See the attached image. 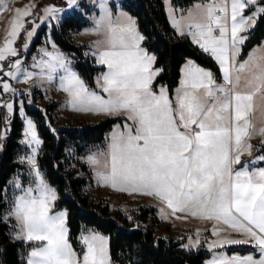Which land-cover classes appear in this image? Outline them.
Segmentation results:
<instances>
[{
  "label": "snow or ice",
  "instance_id": "snow-or-ice-1",
  "mask_svg": "<svg viewBox=\"0 0 264 264\" xmlns=\"http://www.w3.org/2000/svg\"><path fill=\"white\" fill-rule=\"evenodd\" d=\"M249 2L255 7V0H213L206 5L197 4L199 13L193 15L190 10L188 18H175L170 13L178 31L183 33L186 27L193 41L215 57L226 82L217 84L211 71L189 61L175 102L165 88L159 93L153 91L152 80L161 69L153 68L154 55L140 46L144 37L136 31L132 18L123 14L114 18L103 0L101 14L90 30L105 32V39L97 41V45L106 46L93 55L98 57V63L107 66L97 78L107 96L90 90L59 51L42 48L33 56L30 67L22 65L15 42L24 30L23 47L27 49L37 21L24 18L37 15L32 12L35 4L14 8L0 43V73L9 78H0V94L17 92L10 80L31 81L37 77L41 84L56 83L68 93V104L73 109L97 113L123 111L133 121L132 125L125 123V131L114 132L107 170L97 173L100 182L127 192L154 195L167 205L171 215L178 211L189 212L201 219L222 222L246 238L221 237L209 242V249L250 243L260 252L258 258L251 253L229 256L221 252L205 264H264V167L251 170L247 165L240 169L232 167L240 161L242 152H251L252 145L246 139L252 135L248 114L254 94L264 89V65H255L258 70L248 81L251 90L238 91L227 86L233 84L234 69L237 83L239 73L250 70L249 61L238 65L234 62L239 51L238 41L244 39L238 32L249 26L248 21L255 23L257 13H264L261 6L244 16L243 10ZM74 4L76 0H67L68 7ZM62 11L55 4L47 5L41 19L56 17ZM27 23L33 27L25 29ZM10 57L15 59L6 65L4 62ZM249 59H253L251 54ZM0 104L9 113L14 111L11 99ZM19 110L23 114L22 103ZM26 124L24 131L30 134L28 143L33 147L31 154L21 159L30 162L35 179L24 187L16 178L15 186L21 191L5 219L8 216L17 219L20 230L15 236L40 242L31 248L27 264H110L106 236L82 232L79 239L83 248L82 253H78L67 238L66 211H50L56 193L36 166L35 153L41 139L35 123L27 119ZM258 131L264 135V127ZM257 158L264 160V156ZM88 160L98 162L94 155ZM161 212L164 213L163 208ZM227 228L214 226L212 234L217 236ZM189 239L191 242L192 238ZM195 243H199L198 238Z\"/></svg>",
  "mask_w": 264,
  "mask_h": 264
},
{
  "label": "trees",
  "instance_id": "trees-1",
  "mask_svg": "<svg viewBox=\"0 0 264 264\" xmlns=\"http://www.w3.org/2000/svg\"><path fill=\"white\" fill-rule=\"evenodd\" d=\"M177 12H183L202 0H171ZM264 6V0L260 2ZM123 10L136 19L143 39V47L155 56V68L161 69L153 83L154 90L166 87L173 96L179 85L181 68L189 59L200 66L218 73L215 61L200 51L187 36H179L168 21L164 0H124ZM90 26L85 14L74 12L63 23L54 28L53 39L57 46L74 56V65L79 74L91 87L95 76L103 70L95 66L88 44L75 45L71 41L75 32ZM47 28L44 27L33 42L32 52L43 43ZM264 40V13L251 30L244 44L242 56H246ZM55 111L56 105L52 106ZM28 115L35 120L43 141L38 156V165L47 181L56 188L57 210L67 212L70 240L77 246L82 231L95 230L108 235L110 260L113 264H205L210 253L204 249L186 251L173 237H159L157 227L161 223L156 208L140 207L135 215L136 228L124 219L121 212H111L109 204L97 198L87 187L91 183L87 166L70 168L73 158L105 148L108 134L115 124L125 123V118H106L87 125H64L53 131L55 119L37 108L28 109ZM10 133L0 153V264H27L30 250L36 243L17 240L11 235V223L3 218L13 206L14 195L10 196V180L19 169L26 171L17 159L20 155V140L23 124L15 115L10 123ZM259 152H264V145ZM80 172L85 174L80 176ZM252 249L233 247L229 252H252Z\"/></svg>",
  "mask_w": 264,
  "mask_h": 264
},
{
  "label": "rangeland",
  "instance_id": "rangeland-1",
  "mask_svg": "<svg viewBox=\"0 0 264 264\" xmlns=\"http://www.w3.org/2000/svg\"><path fill=\"white\" fill-rule=\"evenodd\" d=\"M262 0H255V7H253L252 3L249 2L248 6L243 10L244 16H249L252 14V12H255L257 8L261 7L260 2ZM101 2L102 0H76V4L72 5L71 7L67 6V0H0V43H2L6 30L9 26L10 20L12 16L14 15V8L15 7H24L28 4H35V7L32 9V12L37 14L35 17H25V20L31 21V19L35 18L37 21L35 31L28 40V47L25 49L23 47V44L26 39V34L24 30H21V33L18 37V39L15 42V46L18 49V55L22 58V65L25 67H30L33 64V56H36L40 53V50L42 48H47L49 50H56L64 54V56L68 59L70 62V67L74 72L78 74V76L84 81V83L88 86L90 90H95L97 92H100L102 95L107 96L106 93H103L102 89L99 87L97 83V78L100 77V74L105 72L107 70V66L103 65L101 63H98V57L93 55V53L98 52L102 46L106 45H97V41H103L105 39V32L102 29L99 32L91 31L95 25H96V19L101 14ZM124 0H103V3L106 4L108 10L112 13V16L114 18L123 15H126L127 17H131L134 24L136 31H139L136 19L131 16L129 13H127L125 10H123ZM213 2V0H202L200 2H196L193 4L194 6L190 7L186 11L180 12L179 14L176 12V9L172 5L171 0H164V8L165 12L168 17V21L171 24L172 28L176 31V33L179 36H190L188 33L187 28H184L183 33L181 31H178L176 27L173 25L172 20L170 19V13L175 18H188L189 11L191 10L193 15H196L199 13V9L196 8L197 4H208ZM219 2V0H217ZM55 4L57 7L62 8L63 11L58 14L56 17H45L44 19H41V17H44V7L47 5ZM7 5V7H5ZM79 12L82 14H85L90 21V26L87 28H84L81 31H77L73 34L71 41L75 45H83L88 44L90 48V54L92 58L94 59L95 66L102 67L103 70H101L96 76H95V86L91 87L87 84L85 79L79 74V72L76 70L74 65V56L67 54L66 52L62 51L57 44L54 42L53 39V32L54 28L59 27L63 21L70 15H72L74 12ZM261 13H257L254 17L255 23H252V21H248V27L242 29L238 32V36H243L244 39L242 41H238V47L239 51L236 53L234 57V62L238 65L241 62L249 61V69L250 70H244L239 73L240 79L238 83L235 80V77L237 75L236 70H233V84L227 85L228 87H233L238 91H248L251 90L250 86L248 85V81L252 79V75L254 71H257L258 69L255 67L257 63L260 65H264V40L261 43V46H257L252 52H250L253 59H249L250 56L244 57L242 56V51L244 48L245 41L247 39L248 33L253 30L256 26V23L258 21V18ZM33 25L31 23L25 24V29L31 28ZM46 27L47 30L43 37V43L36 49V51L32 52L33 48V42L36 39L37 34L39 33L42 28ZM141 34V33H140ZM192 38V37H191ZM143 40L140 42V46L142 48ZM53 43L55 44V49H53ZM145 49V48H144ZM150 54V53H149ZM249 54V55H250ZM152 55V54H150ZM155 57V56H154ZM15 59V57H10L9 60H6L4 63L7 65L10 60ZM192 61L194 60H187ZM187 65V64H186ZM186 67V66H185ZM201 67V66H199ZM153 68H155V60L153 62ZM204 69H207L205 67H201ZM36 70V69H33ZM211 71L210 69H207ZM212 72V71H211ZM159 73V72H158ZM158 73L155 74L152 82L154 81L155 77L158 75ZM216 75V74H215ZM0 78L3 79H9L7 76H4L2 73H0ZM224 80V78H223ZM32 81H36L33 83ZM10 83L13 87H16L21 91V96L19 98H13L10 93H7L6 95H3V100L11 99L14 104V111L12 113H9L7 111V108L4 106L5 111V122L4 127L1 132V141H0V153L3 150L4 142L6 138L9 136L10 133V123L12 121V117L17 115L22 124H23V130H22V139L20 140V155L17 159V162L26 168V171L23 169L17 170V172L12 176L10 180V190L9 194L10 196L14 195V200L17 195L20 194L21 189L17 188L15 186V180L16 178H19L20 183L22 186L27 187L29 182L33 181L35 179L34 174L32 173V165L30 162L26 159H21L22 157H26L29 154H31V149L33 147L32 144L28 143V137L30 134H26L24 129L26 128L27 119L33 120L36 126V131L39 135L37 125L35 120L32 118V116L28 115L26 112L27 102H30L33 105V108H37L38 110L42 111L49 121V115H52V117L55 119V127H52L50 125V122H48V126L54 129L56 131L57 128H60L66 124L68 125H87L92 123H97L98 121L106 118H125V123L132 125L133 121L130 120L127 117V114L123 111L121 112H115V113H97V112H91V111H81L73 109L69 106V96L68 93L60 89L56 83H43L41 84L39 82V79L37 77H33L31 81H17V80H10ZM102 83V80H101ZM221 85L226 84V82H219ZM152 87V84H151ZM163 87V86H162ZM162 87H158L157 90L153 91L159 93L160 89ZM167 90V94L169 98L172 100L174 99L173 96L170 95L168 89L166 87H163ZM28 89H31V91H28ZM23 106V114L20 113V106ZM56 105L55 111L52 110V106ZM249 120L251 122V127L249 131L252 133L249 137H247V141L252 145L251 152L244 151L241 154V159L239 162L233 163L232 167L233 169H240L247 165L249 170L253 168H259L264 167V160L258 159L257 157L264 156V152H259L260 147L264 145V135H261L259 133V129L264 127V89H262L260 92H257L253 96L252 100V109L248 114ZM125 123L120 124L117 123L114 125L112 131L108 134L106 139V146L105 148H98L97 150L88 153L86 155L80 156L79 158H73L72 164L70 168H77L81 167L83 165L87 166L88 172L90 173L89 178L91 179V183L88 185L87 190L97 198L104 199L110 206L111 212H121L124 219H126L129 223H133V225L137 228L138 224L135 220V215L137 212H139L140 207H151L156 208L158 210V217L162 214H167V220L172 221L174 226L172 227L170 224L166 223L165 221L161 220V223L157 227V235L159 237H173L177 239L179 242H183L182 247L186 251L191 250H197V249H204L210 253V258L207 259L210 260L213 255L217 253H227L229 256H231L233 253H238L241 256H245L249 253H251L255 257L260 256L259 249L256 245L250 244V243H239V244H225L223 247L217 246L216 248L209 249L207 247L208 243L212 240L219 239L221 237H230L233 239H246L242 233H238L234 230H231L230 228H227V226H224L222 222H217L215 220H208V219H201L197 216H192L189 212H177L175 215H171V212L167 208V205L164 204L160 199L155 197L154 195H149L141 192H127L119 188H113L110 184H105L100 182L98 179V171L99 170H107L106 169V162L109 160V150H110V144L113 138V134L116 131H125ZM134 130V128H133ZM40 137V135H39ZM41 139V137H40ZM43 141L41 139L40 145L37 146V152L35 153V160H36V166H38L41 174L43 175L45 181L47 184L55 190L56 193V199L53 201V207L50 209L52 212H58V211H66L64 209L57 210L55 208L58 196L57 191L54 186H52L47 179L44 176L43 171L40 169L38 165V156L40 154V151L42 149ZM90 155H94L97 158V163H92L88 160V157ZM80 176L84 177L85 174L83 172H80ZM13 207V206H12ZM12 207L8 209L4 213V220L6 222H10L12 229H11V235L13 238L17 240H23L26 242L36 243L40 244L38 241H27L23 236H15V233L19 231L20 229L17 227L18 221L14 216H8L7 219H5V216L7 213H9L12 210ZM161 208L164 209V213L161 212ZM164 216V215H162ZM131 217V219H129ZM186 217V218H185ZM160 218V217H159ZM67 212H66V220L65 224L68 229L67 238L70 240V234H69V228L67 224ZM214 226H220L227 228L226 231H221L217 236H214L212 234V228ZM176 228V229H175ZM197 229H199V233H197ZM83 233L87 234L89 232H96L100 235L107 237V245H108V251H109V241L110 238L108 235L102 234L101 232L95 231V230H86L82 231ZM81 232V233H82ZM80 236L78 237V245L75 246L72 242V246L78 253H82L83 245L80 241ZM191 242H190V239ZM199 239V243H195L196 239ZM184 245H188V247H184ZM233 247H239V248H247L252 249V252L248 253H241V252H229L230 248ZM109 259H110V253H109ZM110 264H113L110 260Z\"/></svg>",
  "mask_w": 264,
  "mask_h": 264
},
{
  "label": "crops",
  "instance_id": "crops-1",
  "mask_svg": "<svg viewBox=\"0 0 264 264\" xmlns=\"http://www.w3.org/2000/svg\"><path fill=\"white\" fill-rule=\"evenodd\" d=\"M192 6H194V5H192ZM192 6H190V7H192ZM190 7H189V8H190ZM189 8H188V9H189ZM185 11H186V10H185ZM176 12H177V11H176ZM177 13L179 14L180 12H177ZM215 34L219 35L218 31H216ZM229 35H230V34H229ZM187 37L192 41V43H193L196 47H198L199 49H202L198 44H196V43L193 41V39H192L189 35H188ZM257 46H261V44H260V45H257ZM257 46H255L252 50H254ZM252 50H251L250 52H252ZM208 52H209L208 55H209V56L215 61L216 65H217V67H218L217 78H216V79L214 78V80L216 81L217 84H220V83H219V79H223V72H222V70H221V68H220L219 62L215 59L214 56L211 55L210 51H208ZM242 52H243V51H242ZM250 52H249L246 56H244V57H248V56H250V55H249ZM188 62H189V61H186L185 64H184V65L182 66V68H181V77H180L179 85H178V87L176 88V90H175V92H174V94H173V97H174V99H172L173 102H175V100H176L177 89L181 87V80H182V78L185 76V66H186V64H188ZM194 64L200 66V65L197 64L195 61H194ZM201 67H203V66H201ZM211 73H212V72H211ZM156 77H157V76H156ZM156 77H155V79H156ZM155 79H154V81H155ZM154 81L152 82V87H153V83H154ZM205 99H207V98H205ZM174 106H175V104H174ZM169 211L171 212L170 209H169ZM162 215H164V216H162ZM162 215H159L160 220L165 221L166 223L170 224V225L173 227V226H174L173 222L167 220V218H165V214H162ZM175 229H176V228H175Z\"/></svg>",
  "mask_w": 264,
  "mask_h": 264
},
{
  "label": "built area",
  "instance_id": "built-area-1",
  "mask_svg": "<svg viewBox=\"0 0 264 264\" xmlns=\"http://www.w3.org/2000/svg\"><path fill=\"white\" fill-rule=\"evenodd\" d=\"M200 51L206 55L209 54L208 51H205L204 49H200ZM212 75H213V78H217V76L212 72ZM219 82H224L223 79H219ZM16 88V87H14ZM17 89V92L15 94H12L10 93V95H12L13 98H19L21 96V91H19L18 88ZM7 93H2L0 94V101H3V95H6ZM5 111H4V105L3 104H0V141H1V132L3 130V127H4V122H5Z\"/></svg>",
  "mask_w": 264,
  "mask_h": 264
},
{
  "label": "water",
  "instance_id": "water-1",
  "mask_svg": "<svg viewBox=\"0 0 264 264\" xmlns=\"http://www.w3.org/2000/svg\"><path fill=\"white\" fill-rule=\"evenodd\" d=\"M27 108L28 109H32L33 108V105L30 102H27Z\"/></svg>",
  "mask_w": 264,
  "mask_h": 264
}]
</instances>
